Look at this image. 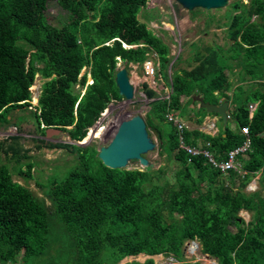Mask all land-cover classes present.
<instances>
[{"label": "trees", "instance_id": "obj_1", "mask_svg": "<svg viewBox=\"0 0 264 264\" xmlns=\"http://www.w3.org/2000/svg\"><path fill=\"white\" fill-rule=\"evenodd\" d=\"M49 1L0 0V126L11 123L12 110L31 105L30 88L39 74L44 81L33 110L38 130L45 135L54 127L82 141L104 109L123 98L115 81L119 58L127 68L130 63L142 67L152 51L172 92L164 99L144 83L151 99L147 129L158 137L159 154L179 168L170 180L164 166L110 168L96 145L45 142L47 148L71 149L78 157L64 179L51 180L48 204L14 180L0 161V263L119 264L129 256L164 254L178 259L176 264H201L184 256L185 243L197 240L202 253L218 264H264V0L232 3L224 24L229 48H200L192 42L196 64L175 70L171 78L170 46L139 19L147 0H56L69 16L60 25L46 15ZM235 68L239 83L227 74ZM183 95L233 106L235 130L227 124L211 135L187 128L184 138L195 146L209 141L222 160L243 144L241 127L248 126L252 145L246 157L239 156L245 174L235 168L222 172L206 157L179 147L177 127L166 114L181 110ZM250 103H257L252 118ZM22 150L20 145L5 149L18 159ZM27 165L19 173L29 178L33 164ZM258 172L259 189L247 191ZM243 210L252 213L249 221L240 216Z\"/></svg>", "mask_w": 264, "mask_h": 264}, {"label": "rangeland", "instance_id": "obj_2", "mask_svg": "<svg viewBox=\"0 0 264 264\" xmlns=\"http://www.w3.org/2000/svg\"><path fill=\"white\" fill-rule=\"evenodd\" d=\"M236 0H229L227 4L221 7H203L199 5H194L192 8L185 6L180 0H147V4L142 8V16L151 24L145 23L148 28L153 29L154 32L162 37L165 42L170 46V58L171 61L167 68V74L171 78L175 70L182 68L191 69L194 66L193 58L194 49L191 42H196L200 48L207 45L219 44L225 48H229L231 41L227 35L224 28V24L227 22L226 15L227 12L232 8L231 5ZM244 3H249L250 0H242ZM46 15L50 23L54 25H60L68 22L69 16L68 12L64 10L59 3L54 1H49L48 8L46 9ZM153 59L156 61V77L152 78L150 73L147 71L146 67L135 65L130 63L128 68L130 72V81L141 91V95L134 97L132 100L128 101L125 98L113 101L104 111L101 113L99 119L95 124L97 127H91L87 133V136L92 132V136L82 146L96 145V148H100L107 145L111 139L109 134L114 133L119 123L120 119L128 114H141L146 117V112L149 109L148 105L151 102L144 93V83H147L150 88L154 89L158 95L166 96L170 92V81L165 79L160 71V66L157 65L158 56L154 52H150ZM180 56V58H179ZM124 62H119L117 69L123 67ZM86 68H83L80 75L84 74ZM230 78L233 79L235 83H238L239 69L235 68L234 73L227 71ZM158 80L156 84L155 81ZM44 79L41 75L37 74L33 86L30 88L32 91V99L30 101L31 105L23 109H14L10 112L11 123L9 125L0 126V146L3 147L0 150V161L6 163L14 177V180L19 181L23 185L30 188L36 195L46 200L49 204L50 200L46 196L47 188L51 184V180L60 181L64 179L67 174L73 169L77 163L78 157L76 152L70 151L67 148H47L45 147V142L61 143L69 142L75 144L76 142L71 140L65 131H56V129H48L51 133L42 134L38 130V124L36 122L34 112L37 102L35 100L39 98L41 93V87ZM91 82V77L88 75L87 83ZM251 84L245 83L243 86L249 89ZM35 87V89L33 88ZM76 89L85 92L80 84L76 86ZM36 98V99H35ZM189 98L196 99V96H191ZM182 108L179 115L184 118H188L190 115L192 120L188 118V121H195V117H201L203 123L207 120V116L213 117L214 113H208L206 110H201V104L197 108L194 102H189L187 97L181 101ZM254 106L253 103L249 104L250 109ZM231 108V106H230ZM196 114V116H194ZM206 114V115H205ZM229 126L233 125L232 120L229 121ZM9 123V122H8ZM103 126V127H102ZM102 127V129H100ZM223 128L221 121H218V129ZM54 130V131H52ZM101 130L103 133L100 135ZM235 130V129H234ZM149 134L151 140L155 143V148L145 156L150 162L155 163L154 168H159L164 166L167 169V177L173 180V174L176 169L179 168L177 162L171 160L167 161L165 155H160L159 140L154 130H150ZM113 136V135H112ZM202 142L201 139H199ZM15 145H20L22 151L20 153L21 159L12 151L6 152L5 149ZM241 156V155H240ZM247 155L242 154V157ZM31 161L32 176L27 178L23 174L19 173L20 168L27 170V162ZM144 169L138 160H131L127 169ZM261 172H258L253 179L258 180ZM259 189L258 185L251 182L247 185V191H254ZM251 212L241 211L240 216L246 221L251 219ZM235 230V227L233 228ZM193 241L189 240L184 246V256L187 260L200 261L201 264L211 263L214 259L203 254L201 251L200 243L195 240L198 244L196 249L192 248ZM195 251V252H194ZM22 254V253H21ZM20 254V257H21ZM171 256V255H170ZM170 256L155 255V264L159 262H166ZM198 256V257H197ZM148 257L146 256H129L123 259L119 264H124L128 261L138 260L145 261Z\"/></svg>", "mask_w": 264, "mask_h": 264}, {"label": "water", "instance_id": "obj_3", "mask_svg": "<svg viewBox=\"0 0 264 264\" xmlns=\"http://www.w3.org/2000/svg\"><path fill=\"white\" fill-rule=\"evenodd\" d=\"M185 6L192 8L194 5L203 7H221L228 3L229 0H180ZM139 19L142 23H147L151 27V24L143 18L142 10L139 13ZM116 84L119 88L120 95L126 100L130 101L134 97L141 95V91L130 81V72L126 66L119 68L116 71ZM201 107L205 108L208 113H217L223 122V129L229 122L228 108L229 101L225 100L220 104L203 102L201 101ZM117 127L114 135L110 139L107 145H104L99 150V158L103 163L110 168H122L127 169V165L131 160H138L143 167H154L153 162L145 156L146 153L155 148V143L149 136L146 120L141 114H128L122 117L117 123ZM71 127V126H69ZM97 127V124H94ZM48 129H56L50 127ZM47 129V130H48ZM46 130V134H47ZM54 131V130H52ZM56 131H61L56 129ZM48 133H51V130ZM87 137V136H86ZM86 137L82 141L76 142L77 144H84ZM154 257V256H148ZM209 257V255H208ZM212 264H218L217 261H212Z\"/></svg>", "mask_w": 264, "mask_h": 264}, {"label": "built area", "instance_id": "obj_4", "mask_svg": "<svg viewBox=\"0 0 264 264\" xmlns=\"http://www.w3.org/2000/svg\"><path fill=\"white\" fill-rule=\"evenodd\" d=\"M134 46H136V45H134ZM150 56H151V54H149L148 59L143 63V65L146 67L147 71L150 73L152 78H155L156 74H157V72L155 70L156 61L153 59V56L152 57H150ZM135 65H139V64H135ZM157 65H159V60L157 62ZM155 83L157 84L158 80L155 81ZM171 92H172V87H170V92L166 96H161V97L164 99H170V93ZM166 117H167L168 121L172 122L177 127L178 140H179V147L180 148L186 150L190 155H193V156L202 155V156L206 157L208 159V161L215 168L220 169L222 172H227L229 169L235 168V169H238L240 171V174H245L246 171L243 168V165H242V162H241L239 156L242 154H246L252 145L250 130H249L248 126L241 128V132L243 134H245V140H244L243 144L236 147L233 150H230L225 159L219 160V159H217V157L214 155V153L210 149L211 143L209 141L205 142V144H199L198 146L191 145V144H188L185 142V138H184L185 134L184 133H185V130L188 128V125L181 117L178 116V114H176L173 110H169L166 114ZM228 117H231V115L228 114ZM214 127H215L214 123H210L208 125V129H214ZM252 182H254V184L257 185L256 179H254ZM191 241H193V240H191ZM193 243H195V241H193L192 244ZM162 263H163V261L159 262V264H162ZM176 263H178V259H176L173 255H171L168 258V260L166 262H164L163 264H176ZM0 264H2V263H0Z\"/></svg>", "mask_w": 264, "mask_h": 264}, {"label": "crops", "instance_id": "obj_5", "mask_svg": "<svg viewBox=\"0 0 264 264\" xmlns=\"http://www.w3.org/2000/svg\"><path fill=\"white\" fill-rule=\"evenodd\" d=\"M192 43V42H191ZM193 63H194V65L196 64L195 62H194V60H193ZM238 83H239V81H238ZM246 83V82H245ZM245 83H243V85L245 84ZM248 83V82H247ZM184 97H187L188 99H189V97L188 96H186V95H183L182 97H181V101H182V99L184 100ZM38 100H39V98H38ZM38 100H37V104H38ZM223 100V99H222ZM195 101L196 102H194V104H195V106L197 107V108H199V106H200V104H201V99H200V97H196V99H195ZM254 104H257V103H254ZM37 106V105H36ZM231 110H233V106H231V108H230V103H229V108H228V112L231 114ZM207 111V110H206ZM176 114H178V116L179 117H181L180 115H179V112L180 111H174ZM194 116H196V114H194ZM207 117V120L203 123V120H202V123L200 124V123H198L197 122V119H199L200 118V116L199 117H195V121H188V118H190V120H192V118L193 117H191L190 115L188 116V118H186V116L184 117V118H182L186 123H187V125H188V128L189 129H194V128H198L199 130H201V131H204V132H206V133H208V134H211V135H215V134H217L218 132H219V130H220V128L218 129V121H221L222 122V119H221V117L217 114V115H212L213 117H208V115H206ZM229 121H231V120H229ZM232 124L234 125H236V126H234V128H233V126H231V128L232 129H236L237 128V124H236V121L235 120H232ZM210 123H214L215 124V127H214V129H208V125L210 124ZM229 124H230V122H228ZM222 124H223V122H222ZM227 126V125H226ZM200 144H202V143H200ZM211 147V146H210ZM211 149V148H210ZM213 152V151H212ZM214 153V152H213ZM215 155V154H214ZM218 159V158H217ZM256 183H257V185H258V180H256ZM245 211V210H244ZM248 212V211H247Z\"/></svg>", "mask_w": 264, "mask_h": 264}, {"label": "clouds", "instance_id": "obj_6", "mask_svg": "<svg viewBox=\"0 0 264 264\" xmlns=\"http://www.w3.org/2000/svg\"><path fill=\"white\" fill-rule=\"evenodd\" d=\"M119 62H123L120 58H119ZM125 66V65H124ZM117 67H118V65H117ZM118 70V69H117ZM89 75V74H88ZM90 77H91V75H89ZM93 82V79H92V77H91V82L90 83H92ZM33 86V85H32ZM31 86V87H32ZM39 101V100H38ZM254 104V103H253ZM38 105V104H37ZM256 106H257V104H254V107L252 108V109H250V112H249V117L250 118H252L253 117V115H254V110H255V108H256ZM250 108V107H249ZM228 114H230L229 112H228ZM231 115V114H230ZM229 118V120L231 119V117H228ZM42 127H44V125H42ZM242 128V127H241ZM47 130V129H46ZM254 180V179H253ZM252 180V181H253ZM251 181V182H252ZM193 241H195V240H193ZM157 255H160V254H157ZM162 255V254H161ZM208 256V255H207ZM152 258H154V257H152ZM215 261V260H214Z\"/></svg>", "mask_w": 264, "mask_h": 264}, {"label": "bare ground", "instance_id": "obj_7", "mask_svg": "<svg viewBox=\"0 0 264 264\" xmlns=\"http://www.w3.org/2000/svg\"><path fill=\"white\" fill-rule=\"evenodd\" d=\"M34 89H35V87H33ZM36 99V98H35ZM35 102H37V99L35 100ZM103 127V126H102ZM102 127H100V129H102ZM103 133V131L101 130V132H100V135ZM115 133V132H114ZM114 133H111V135L109 134V137H111L112 138V135H114ZM198 244H196V243H193V247L192 248H194V249H196V246H197ZM195 252V251H194ZM139 255H141L142 257L143 256H146L145 254H139ZM138 255V256H139ZM161 255V254H160ZM155 256V255H154ZM198 257V256H197ZM127 258V257H126ZM163 264V263H162Z\"/></svg>", "mask_w": 264, "mask_h": 264}]
</instances>
